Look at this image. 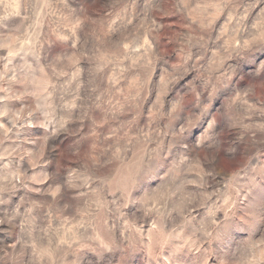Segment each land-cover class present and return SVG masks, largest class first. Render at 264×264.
I'll list each match as a JSON object with an SVG mask.
<instances>
[{"label": "clouds", "instance_id": "clouds-1", "mask_svg": "<svg viewBox=\"0 0 264 264\" xmlns=\"http://www.w3.org/2000/svg\"><path fill=\"white\" fill-rule=\"evenodd\" d=\"M0 264H264V0H0Z\"/></svg>", "mask_w": 264, "mask_h": 264}]
</instances>
